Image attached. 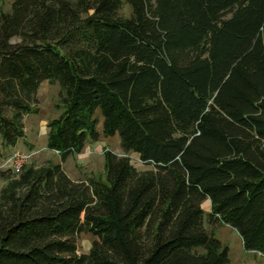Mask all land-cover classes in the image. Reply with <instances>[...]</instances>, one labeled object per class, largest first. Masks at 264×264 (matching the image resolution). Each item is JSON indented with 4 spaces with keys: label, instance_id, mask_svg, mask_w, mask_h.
<instances>
[{
    "label": "trees",
    "instance_id": "1",
    "mask_svg": "<svg viewBox=\"0 0 264 264\" xmlns=\"http://www.w3.org/2000/svg\"><path fill=\"white\" fill-rule=\"evenodd\" d=\"M44 81L60 86L48 149L65 160L118 134L144 168L107 150L104 177L0 169V264H229L205 200L210 223L264 255V0H14L0 11L5 147Z\"/></svg>",
    "mask_w": 264,
    "mask_h": 264
},
{
    "label": "rangeland",
    "instance_id": "2",
    "mask_svg": "<svg viewBox=\"0 0 264 264\" xmlns=\"http://www.w3.org/2000/svg\"><path fill=\"white\" fill-rule=\"evenodd\" d=\"M14 0H0V11L11 12ZM130 8L125 6L123 14L129 15ZM38 111L25 115V137L22 138L16 147H5L0 136V169L8 171L11 167L8 159L16 150L32 153L26 165H48L49 163L61 162L67 173L74 179H84L89 176L104 177L105 174V152L111 150L119 155H128L132 163L138 168H144V163L135 152H126L121 146L120 136L100 135L99 141H88L83 152L78 155H70L65 160L56 151L47 147L49 126L48 123L58 117L61 110L56 105L60 99L59 84H52L44 81L37 93ZM100 119L102 117L98 113ZM99 131L102 132V122L99 124ZM5 181L0 180V190ZM205 211V226L222 243L229 247V264H264V255L246 250L240 234L228 224L210 223L208 214L211 211L209 200L203 202ZM96 237L90 233H82L79 237V252L88 253Z\"/></svg>",
    "mask_w": 264,
    "mask_h": 264
},
{
    "label": "built area",
    "instance_id": "3",
    "mask_svg": "<svg viewBox=\"0 0 264 264\" xmlns=\"http://www.w3.org/2000/svg\"><path fill=\"white\" fill-rule=\"evenodd\" d=\"M32 156V153L16 150L12 153L10 158L8 159V163L10 164V169L18 174L20 173L27 162L29 161L30 157Z\"/></svg>",
    "mask_w": 264,
    "mask_h": 264
}]
</instances>
